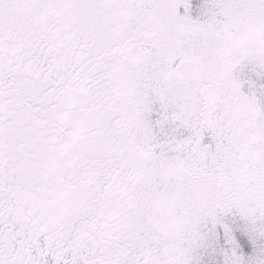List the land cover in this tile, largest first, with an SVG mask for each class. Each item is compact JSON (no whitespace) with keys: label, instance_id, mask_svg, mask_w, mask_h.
Listing matches in <instances>:
<instances>
[{"label":"snow or ice","instance_id":"6c2138e0","mask_svg":"<svg viewBox=\"0 0 264 264\" xmlns=\"http://www.w3.org/2000/svg\"><path fill=\"white\" fill-rule=\"evenodd\" d=\"M0 264H264V0H0Z\"/></svg>","mask_w":264,"mask_h":264}]
</instances>
